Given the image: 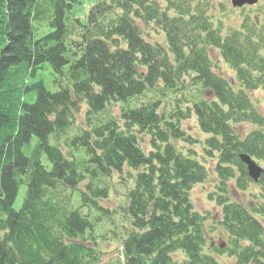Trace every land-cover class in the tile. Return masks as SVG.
Returning <instances> with one entry per match:
<instances>
[{"label":"trees","instance_id":"1","mask_svg":"<svg viewBox=\"0 0 264 264\" xmlns=\"http://www.w3.org/2000/svg\"><path fill=\"white\" fill-rule=\"evenodd\" d=\"M79 3L0 0V264H264V0L226 32L213 0Z\"/></svg>","mask_w":264,"mask_h":264},{"label":"rangeland","instance_id":"2","mask_svg":"<svg viewBox=\"0 0 264 264\" xmlns=\"http://www.w3.org/2000/svg\"><path fill=\"white\" fill-rule=\"evenodd\" d=\"M94 2L95 0H80V3L75 5L73 9L75 15L80 17L82 20H84L85 14L89 6H91ZM219 3L223 4V6L225 7V11L224 10L222 11V9L218 8ZM213 5H214L213 12L216 15V18L220 19L221 22L223 23V32H226L228 29L233 27L234 28L239 27L240 21L243 18V16L248 15L250 17H254V15H258L260 11H263V9L258 5V3L253 6H245L243 8L242 7L238 8V7H233L230 3V0H213ZM210 52L213 57L214 63L219 68L218 71L222 73L224 76L230 77L231 71L224 64L221 57L218 55V52H216L213 49H211ZM249 95L253 103L259 110L260 114L264 115V93L260 89H257L249 92ZM183 126L188 128V131H190V133H193L198 136L199 135L202 136V134L199 132L195 124L194 118H190L184 121ZM246 128L248 129L252 127L245 126L242 127L241 130H246ZM195 148L198 149L197 147ZM207 165L210 172V178L207 182L198 184L193 188L191 192V200L194 207L197 210L208 212L211 220L219 221L221 216L220 209L216 206L214 200L208 198V194L215 190L214 183L216 182V179L213 172V162H207ZM24 191H25V187L21 186L13 206L15 209H18L20 207L22 197L24 195ZM117 191H118L117 193L120 195L121 189L118 188ZM250 191L255 192L256 190L254 189V187H252L250 188ZM248 193H249L248 191L240 194L235 193L234 197L236 198V200L241 201L244 204H248L251 201V198ZM108 203H110L108 205L111 207L118 205L123 206L124 204L122 197H117V196L114 197L113 195L110 201H108ZM208 223H211V221ZM210 230L212 232H210L209 239L213 242V244L221 245V243L224 242V239L221 238L220 231L218 232V228L215 229L210 228ZM101 231L102 230H100L99 232ZM100 247L104 251V255H103L104 262L110 259L111 257L116 256L119 251V246L116 247V244L107 245L106 243H102L100 244ZM218 258L221 264H231V259H229L225 255H221Z\"/></svg>","mask_w":264,"mask_h":264},{"label":"water","instance_id":"3","mask_svg":"<svg viewBox=\"0 0 264 264\" xmlns=\"http://www.w3.org/2000/svg\"><path fill=\"white\" fill-rule=\"evenodd\" d=\"M258 0H230V3L233 7H243L244 5H254ZM242 162L247 167L248 175L251 179L256 181L259 176L263 173V168L260 167L254 160H252L247 155H241Z\"/></svg>","mask_w":264,"mask_h":264}]
</instances>
